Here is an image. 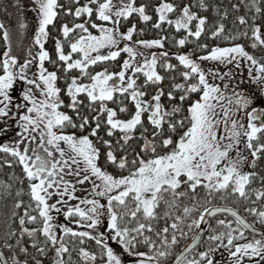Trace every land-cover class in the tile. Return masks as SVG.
<instances>
[{
    "label": "snow or ice",
    "instance_id": "obj_1",
    "mask_svg": "<svg viewBox=\"0 0 264 264\" xmlns=\"http://www.w3.org/2000/svg\"><path fill=\"white\" fill-rule=\"evenodd\" d=\"M31 4L0 0V264H264V0Z\"/></svg>",
    "mask_w": 264,
    "mask_h": 264
},
{
    "label": "trees",
    "instance_id": "obj_2",
    "mask_svg": "<svg viewBox=\"0 0 264 264\" xmlns=\"http://www.w3.org/2000/svg\"><path fill=\"white\" fill-rule=\"evenodd\" d=\"M28 1H30V0H28ZM11 2L12 3H15V0H11ZM20 2H21V4H26V0H20ZM32 5V4H31ZM30 9H31V7L30 6H28V9H25V18H24V22H26V23H28L29 25H31L32 24V22H33V18H34V16H35V14L34 13H32L31 11H30ZM3 17L1 16V19H2ZM16 27H18V25H16ZM25 35H28V31L26 30L25 31ZM151 35L152 34H150L147 38H151ZM0 47H2V43H0ZM5 171H8L7 169L5 170ZM0 179H3V176H0ZM179 251V250H178Z\"/></svg>",
    "mask_w": 264,
    "mask_h": 264
},
{
    "label": "rangeland",
    "instance_id": "obj_3",
    "mask_svg": "<svg viewBox=\"0 0 264 264\" xmlns=\"http://www.w3.org/2000/svg\"><path fill=\"white\" fill-rule=\"evenodd\" d=\"M24 5L26 6L25 9H28V6L31 7V6H32V5H31V0H30V1L26 0V4H24ZM1 16H2V15H0V19H1Z\"/></svg>",
    "mask_w": 264,
    "mask_h": 264
}]
</instances>
